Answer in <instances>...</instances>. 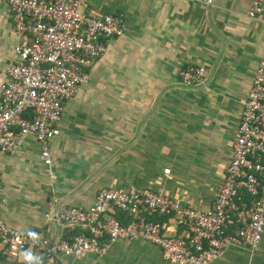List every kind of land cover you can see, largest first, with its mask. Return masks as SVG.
Masks as SVG:
<instances>
[{
    "label": "crops",
    "instance_id": "0c3cea01",
    "mask_svg": "<svg viewBox=\"0 0 264 264\" xmlns=\"http://www.w3.org/2000/svg\"><path fill=\"white\" fill-rule=\"evenodd\" d=\"M252 1L86 0L82 10L95 17L123 15L124 35L106 41L89 83L66 102L50 143V175L34 135L12 154L0 151V221L19 232L66 237L59 206L88 208L104 188L149 189L184 207L210 209L264 56V15L248 17ZM15 47L10 10L0 3V86ZM188 66L207 68L204 87L179 82ZM52 198L58 204L50 211ZM114 216L129 221L121 211ZM147 217L168 235L186 233L171 216ZM62 262L171 264L143 240H117L101 256ZM0 264L42 263L29 250L10 260L0 245ZM212 264H264V232L253 256L231 246Z\"/></svg>",
    "mask_w": 264,
    "mask_h": 264
},
{
    "label": "built area",
    "instance_id": "2783aa9c",
    "mask_svg": "<svg viewBox=\"0 0 264 264\" xmlns=\"http://www.w3.org/2000/svg\"><path fill=\"white\" fill-rule=\"evenodd\" d=\"M0 3L10 10L16 38L15 57L0 86V151L12 154L26 136L34 135L50 175V143L59 135L65 104L89 83L88 70L106 51V41L124 35L125 20L121 14L95 17L83 11L86 0ZM247 15H264V0H253ZM207 79L205 66L179 71L184 86L204 87ZM57 204L52 198L49 210ZM116 210L128 216V223L114 216ZM153 215L173 217L185 235H168L160 223L148 219ZM56 217L66 237L54 240L43 229L19 232L0 221V245L7 257L14 260L29 250L42 264H64L63 257L101 256L117 240L149 242L171 264H212L231 246L245 247L253 256L264 232V56L210 209L184 207L149 189L104 188L90 207L60 205ZM234 222L238 226L233 229Z\"/></svg>",
    "mask_w": 264,
    "mask_h": 264
}]
</instances>
